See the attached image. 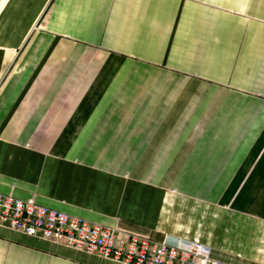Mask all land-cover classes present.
Wrapping results in <instances>:
<instances>
[{
    "label": "crops",
    "instance_id": "1",
    "mask_svg": "<svg viewBox=\"0 0 264 264\" xmlns=\"http://www.w3.org/2000/svg\"><path fill=\"white\" fill-rule=\"evenodd\" d=\"M0 194L264 264V0H0ZM0 264H124L0 226Z\"/></svg>",
    "mask_w": 264,
    "mask_h": 264
},
{
    "label": "built area",
    "instance_id": "2",
    "mask_svg": "<svg viewBox=\"0 0 264 264\" xmlns=\"http://www.w3.org/2000/svg\"><path fill=\"white\" fill-rule=\"evenodd\" d=\"M0 226L124 264H223L201 242L168 237L154 242L141 233L39 206L33 199L22 201L0 194Z\"/></svg>",
    "mask_w": 264,
    "mask_h": 264
}]
</instances>
